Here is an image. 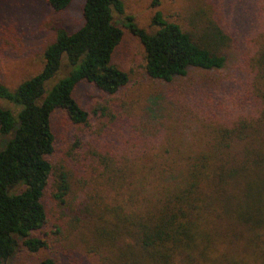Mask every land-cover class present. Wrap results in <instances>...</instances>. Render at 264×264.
<instances>
[{
	"label": "rangeland",
	"instance_id": "374dc122",
	"mask_svg": "<svg viewBox=\"0 0 264 264\" xmlns=\"http://www.w3.org/2000/svg\"><path fill=\"white\" fill-rule=\"evenodd\" d=\"M121 1L124 14L132 15L148 33L157 29L152 24L156 9L168 21L186 26L185 12L188 15L194 3L157 0L153 6L154 0ZM199 1L213 7L232 34L230 59L223 68L192 69L171 83L147 76L142 43L123 26V15L114 13L123 37L112 60L129 81L114 95L88 82L77 85L74 97L80 106L90 115L99 108L88 126L70 122L61 109L53 112L56 150L49 156L53 173L44 198L48 219L36 232L46 238L47 247L31 253L21 246L11 264H37L45 257L56 264H125L121 256L127 250L143 264H264V219L252 224L237 220L234 209L242 204V193L231 184L217 185L216 194L211 179L203 183L204 213L196 224V237L190 246L164 245L166 262L152 261L139 247L135 227L121 217L126 211L142 213L149 201L147 211L155 220L163 206L156 198L168 186L170 172L180 169L172 162L176 156L210 150L217 126L249 106L251 84L256 92L264 87L260 79L256 85L252 82L264 43V0ZM82 3L73 0L57 11L46 0H0V82L12 89L38 73L55 28L74 30L81 24ZM0 106L9 104L0 99ZM245 120L250 134L234 143L231 154L240 155L244 146L264 151V124ZM7 137L0 135V147ZM61 171L70 187L63 203L53 197ZM82 202L88 207H81Z\"/></svg>",
	"mask_w": 264,
	"mask_h": 264
},
{
	"label": "trees",
	"instance_id": "16d2710c",
	"mask_svg": "<svg viewBox=\"0 0 264 264\" xmlns=\"http://www.w3.org/2000/svg\"><path fill=\"white\" fill-rule=\"evenodd\" d=\"M72 1L46 0L57 11L64 10ZM157 4L154 0L153 6ZM114 13L123 15V26L142 43L143 67L149 78L171 83L187 76L192 69L223 68L230 59L232 34L216 10L199 0H194L188 15L185 12L186 26L168 21L156 9L152 24L157 29L152 33L139 27L132 15L124 14L121 0H83L81 24L74 30L55 28L53 40L43 50L44 63L38 73L12 89L0 82V99L9 104L0 106V135L8 136L0 147V264H11L21 246L31 253L47 247L46 238L36 232L48 219L44 198L53 173L49 156L56 150L53 112L61 109L70 122L88 126L99 108L92 110L91 117L80 106L74 97L77 85L88 82L105 94L114 95L129 81L128 74L112 60L123 37ZM257 79L264 85V43L255 60L254 85ZM253 87L251 84L248 108L237 116L241 118L225 119L226 122L217 126L210 150L179 155L172 161L180 169L170 172L168 186H163L156 198L163 206L155 214V220H151L152 214L147 211L149 201L142 213L126 211L121 215L128 226L135 227L138 245L152 261L166 262L167 249L161 254L166 244L191 245L197 234L196 224L204 213L202 185L208 179L216 188L231 184L241 190L242 198L238 202L242 204L230 209V214L234 209L237 220L252 224L264 219V151L244 146L240 155L230 153L235 142L250 134L246 132L249 123L245 119L264 124V87L258 92ZM69 188L66 173L59 172L53 197L66 202ZM218 200L219 195L213 202ZM80 206L88 207L85 202ZM121 210L125 212L123 207ZM213 211V208L209 210L210 215ZM121 257L125 264H143L130 250ZM37 264L56 262L45 257Z\"/></svg>",
	"mask_w": 264,
	"mask_h": 264
}]
</instances>
